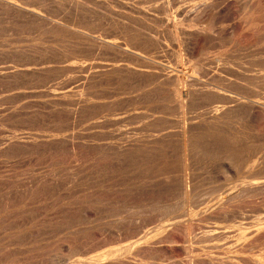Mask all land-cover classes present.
Returning a JSON list of instances; mask_svg holds the SVG:
<instances>
[{
    "label": "bare ground",
    "instance_id": "6f19581e",
    "mask_svg": "<svg viewBox=\"0 0 264 264\" xmlns=\"http://www.w3.org/2000/svg\"><path fill=\"white\" fill-rule=\"evenodd\" d=\"M33 1L0 0V76L1 59H29L34 78L31 103L11 109L0 84V144L34 143L30 170L53 186L42 153L65 142V195L39 205L78 212L87 252L75 260L74 233L51 219L36 250L57 264H264V0L231 14L229 0ZM28 106L36 127L17 134L12 111ZM18 232L0 234V252L20 251Z\"/></svg>",
    "mask_w": 264,
    "mask_h": 264
},
{
    "label": "rangeland",
    "instance_id": "374dc122",
    "mask_svg": "<svg viewBox=\"0 0 264 264\" xmlns=\"http://www.w3.org/2000/svg\"><path fill=\"white\" fill-rule=\"evenodd\" d=\"M1 1H2V3H4V4L6 3L8 6H10L16 0H1ZM19 1L28 2L29 5L32 4V2H34L33 0H19ZM96 1L100 2V1H105V0H100V1L96 0ZM107 1L112 5L111 7H113L114 10L118 9L117 11H119L121 8L122 9L124 8L122 3L125 2L126 0H107ZM187 1L190 3L192 2L191 0H185V2H187ZM225 5H227L226 6L227 9L223 6V11L225 10L224 13H230L231 14L235 11V8H238L237 2L235 0H232V1L229 0L227 4L225 3ZM119 7H121V8H119ZM25 9L30 10L28 7H26ZM229 11H231V12H229ZM65 20H66V15H65ZM224 21H225V23H227L226 19ZM14 24H15L17 29H19V27H20V29L22 30V25L20 23H14ZM258 24L259 25L264 24V20L259 19ZM24 25L25 24H23V30H24ZM27 60H29V59H24V60L19 59V61H24V62H19L18 59L17 60L16 59H14V60H10V59L7 60L6 59L5 61L4 60L2 61V59H1V66L4 68H6L8 66V70L6 69V70H4V72L9 71L8 72L9 74L4 73L3 75H5V76H3V75L0 76L1 77L0 78V82H1L0 84L10 85L11 87L6 85L7 89L9 91L13 90V91H11L12 96H13V94H15L14 97L10 96L12 100L7 98L6 103H7L9 109L13 108L15 106V103L17 101L20 102V100L23 98H27L26 100L23 101V102H27V103H31V101L33 100L34 88L30 84L31 83L30 80L34 79L32 73L30 71V68L32 66V62L27 61ZM6 61H9L10 63L6 62ZM16 61L19 63L16 64ZM3 62L5 63L4 65H3ZM12 63H14V64H12ZM6 64H7V66H6ZM29 64H31V65H29ZM11 66L18 68L17 69L18 70L17 75H13L11 73L12 70L11 69H10L11 71L9 70V67H11ZM23 71H25L26 73L25 72L23 73ZM14 76H16V77H14ZM4 79H5V81H4ZM23 79H25L26 81ZM44 79H45V82L51 83L52 81H55L56 77L54 76V74H50L49 76H45ZM46 80H48V81H46ZM50 80H51V82H50ZM29 86H31V87H29ZM28 88H29V90H28ZM49 88L52 89L53 87L50 86ZM13 92H15V93H13ZM17 92H20V93H17ZM29 93L32 95H29ZM13 100L15 101V103ZM43 110H44L43 117L46 118L47 120L51 121V127L55 128V125L58 124V119H60L61 124L64 123L63 118H62V114L58 112V108L46 107ZM12 112L14 115L17 116V118L13 119L14 121L12 122L11 126L13 128H15V130L17 129L16 130L17 134L28 133V132H31L35 129V127H36L35 115H33V110L31 107L28 106V108H26V114L24 115V117H21V119L18 118V115L14 110ZM2 114H4V113L0 112V115H2ZM5 116L6 115H2V119L3 118L4 119L9 118V116H7V118H5ZM17 120H19V121L17 122ZM2 121L3 120L0 119V122H2ZM14 123H15V126H14ZM2 131L3 130L0 129V137H1ZM7 132H11V131H7ZM47 146L49 149L47 147L44 148L47 150L45 153H42V154H45V156L47 157L46 158L48 160L46 162L47 164H50L51 162L52 163L49 166L50 171L48 170V174L49 173L50 174L49 175L47 174L48 175L47 176L45 173L44 176H47L49 179H54L56 181V184L53 186H47V185H44L42 183H37V180L35 179L34 174L30 170L31 169V167L29 165L30 159L32 158V155L35 153L34 143H32L31 141L30 142L26 141L23 143L20 141H16L13 144H10V145L8 144L7 150H4V148L2 149L1 144H0V214H1L0 222L2 221V223H0V226H2L0 228V234L2 236H5V234L10 235V234L15 233L16 231H19L18 235H15L13 237V239H16V240L19 239L18 241L20 244V251H19V245H18V247H17V245H14L12 248H8L10 250H8L5 247L7 252L5 250H4V252L1 251L2 254H0V257H1V260H0L1 263L0 264H4V262H5V264H9L11 262H12L11 264H13V262H14V264H16L18 262H19L18 264H42V262H44L43 264H49V263L51 264V262H52V264H55L56 263V262H54L55 260L51 261V259L53 257L51 258V256H49L50 258L48 257V260H46V258H45L46 254H44L43 251L39 252L40 250L39 251L36 250V245L33 243L34 240L37 239V237L35 236V232L42 229L40 227V225L43 227H46L47 225H49L51 220H52L51 230H57L56 229L57 225H63L65 227V233L66 232L74 233L73 234L74 237L70 240L69 245H67L68 243H65V248L69 247L70 251L72 250L74 252L73 254H74L75 258L74 257L73 258L75 260H80L83 258V256H84L83 252H85L84 250H86V252H87V249L85 247H82L81 243L75 238L76 237L75 231H77V229L79 227V224H77L79 221L78 212H75V211L68 212V211L60 210V209L56 208L57 210H54L52 213V216L50 217V213L48 212L49 213L48 214L44 210V208H42L39 205L42 201H45V200L47 201L46 203H51V202L54 204L59 203L60 202L59 200H61L59 195L60 194H63V196L65 195V183H66V181L69 180V177L65 174L66 173V164H67L66 153H65V142L63 141V143H62L61 141H59V142L55 143L53 146L52 145H47ZM55 167H56V169H55ZM59 170H61V171H59ZM56 171H58V172H56ZM52 173H55V175H52ZM62 201L64 202L65 200L63 199ZM4 205H5V207H4ZM10 210H17V212L9 213ZM8 215H10V216H8ZM1 217H2V220H1ZM55 218L58 220H56ZM44 220H45V222H44ZM42 221H43V223H42ZM36 222H38V225L35 224ZM31 224H32V226H31ZM38 227H39V229H38ZM6 228H7V230L9 229L8 233L2 232ZM10 229L13 233L10 232ZM7 230H6V232H7ZM1 235H0V238L2 237ZM33 235H34V237H33ZM20 237H21V239H20ZM41 238H46V236H42ZM3 242L5 245L6 244L5 242H7V241L4 239ZM22 242H24L25 247L22 244ZM0 243H2V241H0ZM0 245L3 246V243ZM57 245L56 244L54 245V249L58 248V247H56ZM23 247L26 249H24ZM33 247L35 248V251L33 250L34 249ZM81 247L83 248V250ZM80 248L83 252H80L81 251ZM11 249H13V250L11 251ZM21 251L22 252L24 251L26 253L22 254ZM37 251L39 253H37ZM79 252L82 255H80ZM5 253L8 255H5ZM41 253L44 254L43 257H41V255H43ZM63 253L65 254V252H63ZM55 254H56V252L53 253L52 255H55ZM77 254H79V257L80 256H82V257L78 258V256H76ZM2 255L4 256V258ZM35 255H38L41 258V260L38 256L36 259V257H34ZM6 257H10L11 260L12 259L13 260L10 262L9 261L10 259L9 258L7 259ZM2 259H4V261ZM16 259H18V260H16ZM49 259H50V261H49ZM83 259H85V258H83ZM7 261H8V263H7ZM37 261L39 263H37ZM46 261H48V263H46Z\"/></svg>",
    "mask_w": 264,
    "mask_h": 264
}]
</instances>
